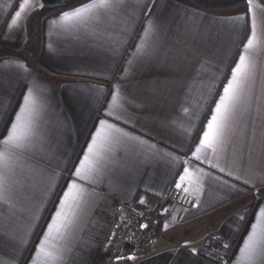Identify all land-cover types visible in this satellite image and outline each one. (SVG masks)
<instances>
[{"label": "crops", "instance_id": "obj_1", "mask_svg": "<svg viewBox=\"0 0 264 264\" xmlns=\"http://www.w3.org/2000/svg\"><path fill=\"white\" fill-rule=\"evenodd\" d=\"M63 1L30 0L13 25L23 0H0V151L29 92L34 129L0 163V264H264V0L248 51V11L112 0L86 23L41 18ZM242 54L254 67L221 142L196 152ZM177 184L181 204L165 200ZM122 200L165 218L144 252L107 261L101 242ZM210 234L230 246H211L222 260L203 250ZM42 240L60 259L39 253Z\"/></svg>", "mask_w": 264, "mask_h": 264}, {"label": "snow or ice", "instance_id": "obj_2", "mask_svg": "<svg viewBox=\"0 0 264 264\" xmlns=\"http://www.w3.org/2000/svg\"><path fill=\"white\" fill-rule=\"evenodd\" d=\"M248 8L247 11L249 13H253L252 17V35L248 39L247 44L245 45L246 51L252 50L259 43V37L257 35V27L258 21L254 13V0H247ZM41 8L43 4L39 5ZM35 5L30 3V0H23V3L20 4V11L16 13V18L12 20V24L15 25L17 22V18L21 16V13L26 9L31 11ZM112 7V0H90L89 3L83 4L80 7H77L70 11H65L61 13L58 18L59 21H67L69 19H78L81 22H87L90 17V14L97 9H107ZM258 7V5L256 6ZM229 19L240 20L244 19V17H231ZM52 23H58L57 20L52 21ZM259 26L261 30L264 31V18H260ZM151 25H149V29ZM148 29H146V32ZM254 67V63L250 60V57L242 54L240 56L239 62L235 68L232 69V77L228 84L224 87L223 95L220 97L219 102L216 104V108L214 110V114L212 115L210 121L206 126V131L203 133V136L199 142V145L196 148V152H200L202 149H211L215 151L216 146L221 142V138L224 134V128L227 120L230 118L232 111L234 110L236 104L239 102L240 92L243 87L244 81L250 76L251 71ZM115 99V96H114ZM33 103L31 92H29L24 97L23 106L20 108V112L17 113L15 122L12 123L11 129L9 130L7 136L3 139L2 143L6 146V150L0 151V163H3L5 160L9 159V153L7 149H23L27 147L31 143V139L34 135V129L32 126V122L29 119L30 107ZM102 127L107 126L111 127V125H105L104 121H100ZM118 131V130H117ZM97 136H100V133L97 132ZM96 140L93 139V144L89 146L88 152L92 154L93 157L99 156V153L95 150ZM195 155V153H193ZM199 159V157H196ZM87 160L88 157L86 156ZM175 159V157H173ZM83 167V164L82 166ZM184 173H188V169H184ZM77 177L81 176V169H76L74 173ZM180 179L183 181L185 179L184 175H181ZM3 181L0 179V188H2ZM71 188L76 187L75 183H73ZM180 185L177 184V188ZM65 199H67L68 193L64 194ZM60 212L57 211L56 215L60 216ZM51 225H49V231H51ZM252 237H249L250 243L246 244V248H251ZM38 251L40 254H43L46 257H51L53 260L60 259L59 256H53L52 253L46 251L45 241H41ZM121 257H118L120 259ZM131 259V257L129 258Z\"/></svg>", "mask_w": 264, "mask_h": 264}, {"label": "built area", "instance_id": "obj_3", "mask_svg": "<svg viewBox=\"0 0 264 264\" xmlns=\"http://www.w3.org/2000/svg\"><path fill=\"white\" fill-rule=\"evenodd\" d=\"M165 200L181 204L185 201V192L182 188L171 186ZM164 218L165 215L159 210L132 201H119L109 215L108 226L101 242V250L105 253L106 260H125L135 253L144 252L150 246ZM211 246L205 244L204 252L216 260H222L223 257L213 251Z\"/></svg>", "mask_w": 264, "mask_h": 264}, {"label": "trees", "instance_id": "obj_4", "mask_svg": "<svg viewBox=\"0 0 264 264\" xmlns=\"http://www.w3.org/2000/svg\"><path fill=\"white\" fill-rule=\"evenodd\" d=\"M90 0H64L61 4L46 9L41 18L58 15L70 8ZM187 6L202 10L214 15L230 16L247 12V0H175ZM232 248V247H231Z\"/></svg>", "mask_w": 264, "mask_h": 264}, {"label": "rangeland", "instance_id": "obj_5", "mask_svg": "<svg viewBox=\"0 0 264 264\" xmlns=\"http://www.w3.org/2000/svg\"><path fill=\"white\" fill-rule=\"evenodd\" d=\"M205 244H211L217 251L220 250V248H223L224 251H228L230 248L228 244H224L220 238L215 237L213 234H210V236H208L206 240L202 243V245Z\"/></svg>", "mask_w": 264, "mask_h": 264}]
</instances>
